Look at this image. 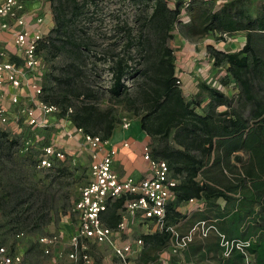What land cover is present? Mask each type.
I'll return each instance as SVG.
<instances>
[{"label":"trees","instance_id":"16d2710c","mask_svg":"<svg viewBox=\"0 0 264 264\" xmlns=\"http://www.w3.org/2000/svg\"><path fill=\"white\" fill-rule=\"evenodd\" d=\"M50 1L54 26L49 31L48 43L42 44L39 49L43 50L44 56H60L62 63L56 73L51 74V85L47 82L42 86L43 99L59 106L62 113L71 107L72 113L68 119L71 125L107 140L120 121L112 108H99L103 93H107L111 101L123 102L126 110L139 117L142 130L155 141L150 155L167 161L174 176H183L175 189L176 202L199 198L201 194L206 197L210 194H224L212 184L215 176L223 173V170L232 175H244L232 176L230 184L228 182L231 188L223 186L225 192L236 188L247 189L246 183H249L248 186L254 189L257 196L263 195L264 1L225 0L220 7H216L214 0H192L186 9L190 22L177 24L183 1H177L171 8L166 0H134L141 4L151 2V12L139 17L138 33L135 36L131 35V29H125L126 49L121 53H111L110 57L108 54L106 57L105 54L102 56L91 51L88 46L91 42L86 41L87 37L79 38L78 33H86L76 26L83 3L79 4L77 0ZM175 30H179L184 38L190 40L215 34L221 41V35L225 33L229 37L245 33V43L237 52L225 53L213 46L207 49L212 67H225L226 79L222 84L226 85L232 79L238 90L235 97L229 98L206 82L200 83L199 91L204 92L211 102L228 108L214 119L209 114L201 116L195 113L176 85L175 61L168 45ZM132 47L134 54H131ZM99 60L110 63V85L107 88L98 85L97 80L101 76ZM128 81L131 82L130 86L125 83ZM18 122L21 125L23 119ZM25 129L31 131L27 125ZM30 140L32 131L26 137L18 135L12 139L0 132V209L6 213L17 211L18 215L23 216L28 209L24 204L36 197L34 190L18 187L17 181L22 178H19L15 170L16 159L19 160V153L25 147V142H28L26 147L29 148L22 158L32 163L29 164V170H34L39 163V158L35 161V155L30 151ZM46 144L44 142L43 145ZM15 147L19 149L16 150ZM235 152L246 154V161L233 154ZM212 157L213 161L207 167ZM232 157L240 163L239 170H235L230 164ZM61 162L65 163L64 160ZM54 166L56 164H53V169ZM56 170L59 175L66 171L58 166ZM198 175L202 176L200 182L196 181ZM255 179L258 181L255 182ZM232 182L235 183L232 185ZM49 190L44 192L43 197H36L44 198L40 200L43 201L40 203L41 208L46 206L45 197L49 195ZM23 205L24 209H21ZM121 205L122 200H119L100 215L105 226L116 228L120 220ZM44 217L46 214L42 209L40 212L36 210L33 221L44 222ZM258 235H254L255 241ZM141 237L150 253L169 245L170 236L165 231H155ZM251 243L244 252L233 248L230 254L237 251L236 259L245 263L252 253L254 264H264V236L259 242Z\"/></svg>","mask_w":264,"mask_h":264},{"label":"built area","instance_id":"2783aa9c","mask_svg":"<svg viewBox=\"0 0 264 264\" xmlns=\"http://www.w3.org/2000/svg\"><path fill=\"white\" fill-rule=\"evenodd\" d=\"M224 1L214 0L215 6L220 7ZM191 2L192 0L183 2L177 24L190 22L186 9ZM51 28L46 17L34 14L25 15L24 5L20 0H0V33L3 32L10 36L14 50H16L15 58V56H10L5 48L0 47V125L5 126L10 122L6 108L2 106L6 101L16 108V112L31 130L58 128L67 139L78 136L84 148L89 151L91 177L86 186L79 188L78 199L72 206V214L77 224L75 232L68 238L70 250L66 256L70 261L78 264H93L92 256L89 254L90 245L107 244L119 264H134L131 260L133 249L141 247L143 240L137 238L132 243L128 241L119 245L114 235L129 231L128 220L135 218L138 214L144 220L151 221L156 231L169 233L168 251L174 254L181 253L192 241L194 232L198 231L200 226L203 236H206L207 231L211 229V227H204L205 222H201L200 225L180 236L174 226L167 224V206L170 201L176 199L175 189L183 176H174L168 168L167 161L152 157L150 148L145 146L142 157L148 163L149 175L139 180L120 178L112 167L116 152L110 149L105 153H100L106 141L98 135H91L71 125L68 122L69 115L72 113L71 107L62 113L59 106L43 99L44 92L38 80V72L42 67L44 52L39 48L42 44L48 43L47 38ZM221 37V42L224 43L230 38L226 33ZM203 67L198 70L203 81L208 86L221 91L222 86L209 74V76L206 75L209 68ZM201 70L206 73H202ZM108 78L110 79V74ZM176 85L178 88L181 87L180 79H177ZM19 120L18 118L15 120L16 124ZM121 126L124 129L129 128L128 119L122 118ZM27 143L25 142V145ZM124 146L128 145L125 143ZM42 154L38 160L41 167H50L49 158L63 161L65 156L60 148L51 145L44 146ZM119 200H122L120 220L116 228L112 229L101 222L100 215ZM188 201L197 203L196 199ZM202 206L203 203H197L198 210ZM61 237L62 233L42 237L40 241L43 253L49 255L51 249L61 241ZM252 241H255V236L248 241H227L221 235L220 243L225 250L224 256L227 257L233 248L244 252ZM20 263L21 258L8 253L4 243L0 240V264ZM245 263L249 264L248 258Z\"/></svg>","mask_w":264,"mask_h":264},{"label":"rangeland","instance_id":"374dc122","mask_svg":"<svg viewBox=\"0 0 264 264\" xmlns=\"http://www.w3.org/2000/svg\"><path fill=\"white\" fill-rule=\"evenodd\" d=\"M20 1L24 5L25 15L34 14L36 16L39 15L46 17L47 23L50 24V22H52L51 25L52 27L54 26L52 3L50 0ZM77 1L79 4L83 3L84 6L81 15L78 17L79 19L76 22V26L86 32L85 35H80L78 33L79 38H81L80 36H83L84 38L87 37L85 38L86 41L91 42L88 45L91 51L97 52L101 55L105 54L106 57L108 55L110 57L111 53H121V51L126 49L125 43L127 37L125 29H131V35L135 36L138 33L139 17L149 14L152 5L149 1H145L141 4L134 0ZM166 1L168 6L173 8L177 1L183 0ZM253 1L258 2L264 0ZM29 19L32 20V18ZM183 38L184 37L180 34L179 30L172 32V38L168 41V45L172 50H175V53L178 51H180V53L182 51L188 52V46L182 44L185 39ZM194 42L196 44L195 48L199 53L196 49L195 51L200 55L201 59H205V52L210 46L221 49L226 53L241 50L245 43L243 33L234 34L229 38V41H226L225 43L221 42L215 34H210L203 38H194L192 43ZM190 45L192 46L193 44ZM0 47L5 48L10 56H15L16 58V50H14L10 36L3 32L0 33ZM131 50V54H134L133 47ZM60 63H62V58L60 56H44L42 67L38 72V80L42 86L47 82L51 85L50 76L51 74L56 73V69L60 66ZM99 64L101 76L99 77V80H96L98 81V85L107 88L110 85V79L108 78V68L110 63H108V61L104 62L99 60ZM203 68H205V66ZM198 69H200V66H195L194 69H192L194 72L191 71V74L202 78ZM178 72L181 73L182 71L179 69ZM202 73L206 72L202 71ZM225 73V67L219 69L213 67L208 70L206 75L209 74L222 86L221 91L223 93L233 96L238 90L234 86L232 79H229L226 85L222 84L226 79ZM125 83L127 86L131 85L130 81ZM2 106L6 108V112L10 117V122L5 126L0 125V132H3L9 139H12L18 135L26 137L28 134H31L32 131V140H30L32 146L30 151L35 155V161L43 155L42 148L51 145L62 150L65 155V163L49 158L48 161L50 162V167H41L40 164L37 163L34 170H29V164L32 163L26 158L24 160L22 158L24 156L23 154L26 153V146H28V144L24 145L25 147H23V149L21 148L22 151L19 153L21 156L19 160L16 159L17 167L15 166L19 178H22L17 181L19 182L18 187H26L34 190L36 197H43L44 192L50 189L48 191L49 195L45 197L46 206L44 208H41L42 205L40 204L43 202L40 200H43L44 198L38 199L34 197L28 200V204H24L28 209L23 216L18 215L17 211L6 213L0 209V240L4 243L8 253L15 254L21 258L20 264H78L70 261L66 254L70 250L68 237L75 232L77 224L75 216L72 214V206L78 199L79 188L86 186L91 177L89 174L91 163V159H89V151L87 148H84L78 136H73V138L67 139L64 133L58 128L50 127L47 129L31 131L25 129L24 122H22L21 125L16 124L15 122L17 118L21 119L20 114L16 112V108L6 101H4ZM99 108H112L118 119H132L134 116V114L126 110L123 102L118 100L111 101L107 93H103V97L99 102ZM44 142H47V144L43 145ZM18 149L16 148V150ZM19 164L21 165L20 167ZM53 164L66 170L64 171V174L59 175L56 166H54V169L52 168ZM0 192L2 193L1 188ZM24 205L21 209H24ZM41 209L42 212L46 214V217H44V222L36 223L33 221L34 213L36 210L40 212ZM129 228L130 230L126 233L114 235V239L119 245L128 241L132 243L133 241H136L137 238H141L140 236L143 231L141 232V223H139L137 219L129 224ZM57 233H62L61 241L51 249L49 255L44 254L42 251V243L40 241L41 238ZM147 253L148 252H145L140 247L133 249V254L131 256L132 262L134 264H146L145 260L148 259ZM89 254L92 256L93 264H119L118 259L107 244H91L89 247ZM148 254H150V264H169L167 262L169 261L167 255H164L163 257V254L160 255L161 253L157 252H149Z\"/></svg>","mask_w":264,"mask_h":264},{"label":"crops","instance_id":"0c3cea01","mask_svg":"<svg viewBox=\"0 0 264 264\" xmlns=\"http://www.w3.org/2000/svg\"><path fill=\"white\" fill-rule=\"evenodd\" d=\"M51 24L52 22L48 25L52 26ZM241 33L244 34L245 40V33ZM192 41L193 40L185 38L182 42L183 45L188 46V52L182 51L180 53V51H178L179 53H175V50H172L175 61L174 76L181 80L180 90L183 93L184 100L189 103L194 112L201 116L209 114L211 119H214L218 117L221 112L228 110V108L224 105L215 104L213 101L211 102V99L204 92L199 91V85L202 83L203 79L192 75L191 71L194 72L192 69H194L195 66H200L201 68L207 66L209 69L213 67L207 50L205 52V59H201L198 54L199 51L195 48L196 44L195 42L192 43ZM190 44L193 45L191 46ZM218 50L222 51L221 49ZM179 69L182 71L181 73L178 72ZM236 94L233 96L225 95L232 98L235 97ZM244 113L246 114L247 110H245ZM128 121L129 128L127 129L121 126V119L117 122L110 137L105 140L106 142L100 153H105L110 149L114 150L116 152L113 157L112 166L114 172L118 174L120 178L139 180L149 175L148 163L142 157L143 148L147 146L151 151L155 145V141H153L151 137H148L142 130L138 116L134 115L133 118L128 119ZM125 143L128 146H124ZM233 154L241 156L244 162L247 159V155L242 152H235ZM212 161L213 157L208 162L207 167L211 165ZM230 164L234 166L235 170L240 169V163L236 162L233 157L231 158ZM223 171V173L215 176V182L212 184L224 194L221 196H213L210 194L208 197L201 194L199 198H190L196 199L197 203H203V206L199 208V210L197 209V203L189 202V199L180 202H176V199H174L168 203L167 224L174 226L180 236L186 234L193 227L200 225L201 222H205L204 227H211V229L207 231L206 236H203L200 232V229H202L200 226L198 231L194 232L192 241L189 242L185 249L179 254L168 251V244L166 248L158 251L157 253H161L160 255L163 254V257L167 255L169 258L167 262L169 264H245L242 260L236 259L235 255L238 254L237 251H234L227 257L224 256V250L220 243L221 235L227 240L239 239L248 241V239L254 237V235L263 233L260 236L258 235L257 240L252 241L251 245L259 242V240L263 238L264 193L261 197L257 196L254 189L248 186L249 183H246L247 189L236 188L225 192L223 186L227 185L231 188L229 184L232 176L240 174L239 176L241 177L244 175L243 173L232 175V173H228L225 170ZM201 179L202 176L198 175L196 181L200 182ZM256 181L258 180L255 179V182ZM234 183L235 182H232L231 184L233 185ZM136 219L141 223V232L143 231L142 233L140 232L141 236L152 234L156 231L153 223L144 220L140 214L136 215L135 218L129 219V224ZM140 248L145 252H149L150 250L149 247L144 245ZM147 256L148 259L145 260V263L150 264V255L148 253ZM249 260L250 264H254V255L252 253L249 255ZM172 261L174 262L172 263Z\"/></svg>","mask_w":264,"mask_h":264}]
</instances>
